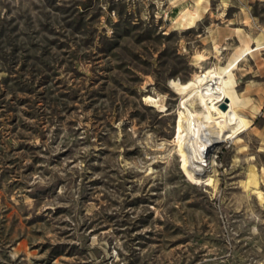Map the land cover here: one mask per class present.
I'll list each match as a JSON object with an SVG mask.
<instances>
[{
	"label": "rangeland",
	"instance_id": "1",
	"mask_svg": "<svg viewBox=\"0 0 264 264\" xmlns=\"http://www.w3.org/2000/svg\"><path fill=\"white\" fill-rule=\"evenodd\" d=\"M245 43L193 162L171 83ZM0 264H264V0H0Z\"/></svg>",
	"mask_w": 264,
	"mask_h": 264
},
{
	"label": "bare ground",
	"instance_id": "2",
	"mask_svg": "<svg viewBox=\"0 0 264 264\" xmlns=\"http://www.w3.org/2000/svg\"><path fill=\"white\" fill-rule=\"evenodd\" d=\"M258 48L245 43L225 64H210L196 78L171 83L180 94L176 146L191 161L201 165L210 163L207 152L213 143L219 142L230 129L248 125L239 112L244 101L235 90L233 71L244 54L253 53ZM197 57L204 59L202 54ZM223 103L225 108L221 106Z\"/></svg>",
	"mask_w": 264,
	"mask_h": 264
},
{
	"label": "water",
	"instance_id": "3",
	"mask_svg": "<svg viewBox=\"0 0 264 264\" xmlns=\"http://www.w3.org/2000/svg\"><path fill=\"white\" fill-rule=\"evenodd\" d=\"M223 108H225L226 106H225V103H223L222 105H221Z\"/></svg>",
	"mask_w": 264,
	"mask_h": 264
}]
</instances>
